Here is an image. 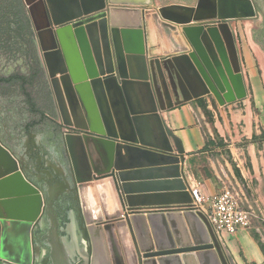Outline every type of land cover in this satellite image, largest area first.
<instances>
[{"label": "water", "instance_id": "water-1", "mask_svg": "<svg viewBox=\"0 0 264 264\" xmlns=\"http://www.w3.org/2000/svg\"><path fill=\"white\" fill-rule=\"evenodd\" d=\"M45 1L54 27L49 33L61 47L52 60L40 39L56 117L73 127L57 68L84 133L62 136L57 152L37 140L27 152L0 137V264H233L194 201L179 166L183 147L159 114L145 26L152 17L181 28L192 51L169 64L186 101L214 96L224 105L247 97L234 25L256 19L254 1ZM136 91L144 100L140 109L132 102ZM80 104L89 115L86 126L78 125ZM145 120L155 123L153 135L142 128ZM151 159L169 162L177 193L151 195L133 183ZM58 169L71 181L64 173L59 178ZM39 172L49 181L35 179ZM55 185L60 192L54 194ZM48 214L56 222L55 248L46 241Z\"/></svg>", "mask_w": 264, "mask_h": 264}, {"label": "crops", "instance_id": "crops-1", "mask_svg": "<svg viewBox=\"0 0 264 264\" xmlns=\"http://www.w3.org/2000/svg\"><path fill=\"white\" fill-rule=\"evenodd\" d=\"M234 31L247 89V97L242 100L224 105L214 96L186 101L176 72L169 64L170 57L192 51L181 28L168 29L160 20L150 17L145 26L146 58L159 114L184 150L185 161L179 166L188 187L198 189L206 199L229 188L237 195L241 206L252 211L247 190L253 181L259 183L257 192L264 183V77L260 75L262 66L257 63L259 59L251 40L248 37L245 41L239 35L236 24ZM132 102L136 109L144 107L138 91L133 93ZM142 128L150 136L156 126L152 120H145ZM46 131L48 149L57 152L52 133ZM145 166V173L132 179L134 184L145 185L142 191L151 195L157 191L178 192L175 173L168 161L151 159ZM156 168L160 171H155ZM261 213L264 215V210ZM219 238L233 264H264L261 240H256L251 226L235 234L223 232ZM59 256V261H63L60 253Z\"/></svg>", "mask_w": 264, "mask_h": 264}, {"label": "flooded vegetation", "instance_id": "flooded-vegetation-1", "mask_svg": "<svg viewBox=\"0 0 264 264\" xmlns=\"http://www.w3.org/2000/svg\"><path fill=\"white\" fill-rule=\"evenodd\" d=\"M253 1L256 19L252 21L258 26L253 39L264 51V0ZM58 119L53 88L43 64L42 45L26 1L0 0V137L5 143L18 144L29 152L36 140L46 142L48 146L47 131L44 132L48 130L52 133L56 150L59 151L62 136L82 133ZM62 159L68 161L64 151ZM65 165L68 170L67 164ZM36 166L41 170L39 164ZM57 173L59 178H63V170L58 169ZM64 174L71 181L70 173ZM39 178L49 181L40 172L35 176V179ZM66 189L73 194L76 192L73 186ZM52 192H60L59 185H55ZM46 220V241L55 248L56 238L53 232L56 222L49 214Z\"/></svg>", "mask_w": 264, "mask_h": 264}, {"label": "rangeland", "instance_id": "rangeland-1", "mask_svg": "<svg viewBox=\"0 0 264 264\" xmlns=\"http://www.w3.org/2000/svg\"><path fill=\"white\" fill-rule=\"evenodd\" d=\"M25 1H26L28 10L32 16L34 27L38 33V37L39 39H41L43 43L45 52L49 56H51V59H52L56 55V53L61 49V47L58 42L57 43L55 42V40L51 42V45L50 44L47 45L46 43H44L42 39V36L44 33L46 32L49 33L51 30H54V27L50 23V17L48 14L49 11H48V6L46 4V1L45 0H25ZM161 1L162 0H156V3L159 5ZM152 13L153 12H151L150 14L152 15ZM236 29L239 35L244 37L245 41H247L246 38L248 37L251 40L253 51L255 52L256 56L259 59L257 60V63H259L262 66V71H260V75L264 77V51L260 48L259 44L256 43L253 39V35L258 31V26L256 25L254 21L242 20L236 23ZM56 73H57L56 80H57L59 88L61 89L63 98L65 100L67 114H68L71 124L73 125L71 129L79 130V128L75 126L76 124L74 122L72 111H71V108L69 106L68 99L66 96V90H68V87L70 85H68L67 81L63 79V76L58 72L57 68H56ZM78 106L80 107V115L78 116V119H77L78 125L86 126V124L88 125V123L86 122H87V118L89 117V115L88 113L86 114V111L84 110V107L82 104ZM87 129H89L88 130L89 132L90 128L88 127ZM250 184H251V188L250 190H247L248 193H246V197L249 201L248 206L251 207V210L254 214L253 219H252V224H251V230L253 234L255 235L256 240H261L260 241L262 245L261 247H262V250L264 251V215H262L261 213L264 210V183H262L261 190L258 192L256 191V188H259L258 187L259 183L253 181ZM260 194H262V197H259Z\"/></svg>", "mask_w": 264, "mask_h": 264}, {"label": "built area", "instance_id": "built-area-1", "mask_svg": "<svg viewBox=\"0 0 264 264\" xmlns=\"http://www.w3.org/2000/svg\"><path fill=\"white\" fill-rule=\"evenodd\" d=\"M193 198L219 236L223 232L235 234L239 229H247L252 224L253 212L244 209L237 195L229 188H225L211 199L204 198L203 194L195 189Z\"/></svg>", "mask_w": 264, "mask_h": 264}, {"label": "bare ground", "instance_id": "bare-ground-1", "mask_svg": "<svg viewBox=\"0 0 264 264\" xmlns=\"http://www.w3.org/2000/svg\"><path fill=\"white\" fill-rule=\"evenodd\" d=\"M38 12V11H37ZM39 13V12H38ZM40 14V13H39ZM43 28V27H42ZM45 29V28H44ZM42 39H43V41H44V43H46L47 45L48 44H50L51 45V42L53 41V39H52V36H51V34L50 33H44L43 34V36H42ZM49 45V46H50ZM79 244H80V246L82 247V243H81V241H80V239H79Z\"/></svg>", "mask_w": 264, "mask_h": 264}]
</instances>
